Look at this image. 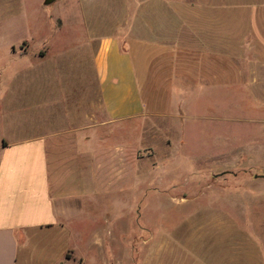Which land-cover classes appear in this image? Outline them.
I'll list each match as a JSON object with an SVG mask.
<instances>
[{
	"label": "rangeland",
	"instance_id": "obj_1",
	"mask_svg": "<svg viewBox=\"0 0 264 264\" xmlns=\"http://www.w3.org/2000/svg\"><path fill=\"white\" fill-rule=\"evenodd\" d=\"M262 1L195 0L199 14L193 19L113 18L119 8L110 7H96L95 18H82L83 0H0V69L10 66L0 87V112L7 105L2 102L5 83L24 68L16 113L0 122V136L7 139L26 137L46 124L34 112L36 98L45 95L43 69L66 83L89 66L94 96L93 50L82 52L88 34H118L123 22L122 33L136 31L138 23L143 30L139 35L144 37L126 41L146 113L89 129L107 131L90 143L92 169L98 171L101 162L106 172L90 183L89 190L99 196L90 195L83 222L74 226L77 258L70 264H264V81L250 80L242 44L255 18L264 44ZM245 5L250 8L243 16ZM209 16L224 21L214 39L219 51L205 60L202 72L195 64L193 27ZM149 21L169 26V45L148 46ZM228 47L235 49L233 57ZM76 152L60 160L75 159ZM48 153L53 169L65 152L49 143ZM113 156L124 160L117 173L107 162ZM104 229L105 237L113 229V246L108 241L107 246L90 245L95 231L104 235Z\"/></svg>",
	"mask_w": 264,
	"mask_h": 264
},
{
	"label": "crops",
	"instance_id": "obj_2",
	"mask_svg": "<svg viewBox=\"0 0 264 264\" xmlns=\"http://www.w3.org/2000/svg\"><path fill=\"white\" fill-rule=\"evenodd\" d=\"M55 1L58 0H43L46 4ZM80 1L78 0L79 4ZM230 3L234 5V2ZM80 5L82 18H95L92 11L96 7H110L114 12L119 8L113 18H193L199 14L195 9L198 8L195 0L191 4L185 0H83ZM261 7H264V0ZM248 8L250 7L245 5L243 16L248 14ZM193 19L190 20L191 23L194 22ZM222 20L224 18L209 16L195 21L197 25L193 30L198 43L195 46V64L196 68L202 67V72L205 60H211L213 54L219 51L214 39L219 34V23ZM125 21L126 24L130 23L128 19ZM165 21L166 24L169 23V20ZM255 23L256 18L253 24H249L248 38L242 44L246 53L243 54L244 62L249 67L246 71L253 84L257 85V81H264V44L256 34ZM121 24L118 34H88L87 40L82 44V52L93 50V63L98 79V89L94 96L91 95L89 66L83 65L77 78L67 79L66 83L58 74H52L50 69H43L47 72L43 80L45 95L36 98L34 112L35 115L38 114L39 121L43 119L46 124L26 137L7 139L0 136V264H70L76 260L74 226L83 222L90 195L99 194L89 190L91 181H101L100 173L103 171L104 175L106 172L101 162L97 164L98 171L92 169L94 162L90 160V153H93L90 143L95 134L105 136L107 131L92 133L89 129L106 127L146 113L132 49L126 41L139 39L143 30L138 23L136 31L131 28L129 33H122L126 28L124 22ZM166 31H169V26L151 25L149 21L145 37L152 42L148 46L152 47L153 43L169 45L165 41ZM229 49L228 47L226 53L233 57L235 49ZM12 52L17 54L14 50ZM37 64L40 63L33 67L36 71ZM8 67L10 66L5 65L0 69V87L7 78ZM23 70L22 67L19 71L16 70L5 83L7 89L3 91L2 102L12 106L9 109L7 105L1 108L0 122L1 119L5 122L7 115L16 113L17 109L13 104L16 105L15 102L20 100L18 95L24 83ZM69 85H72V90L67 94L66 87ZM61 96L65 99L60 98ZM62 128L64 129L61 130ZM112 133L110 131L109 135ZM100 136L99 139H103ZM49 143L58 151L65 152L55 159L53 169L48 153ZM105 149L104 147L100 152ZM75 150V159L60 160L66 152ZM113 157L107 162L117 173V168L124 160ZM104 216H107L106 210ZM114 221L115 228L117 222ZM103 233L104 235L101 231H95L90 245L107 246L108 241V246H113L116 236L113 229L106 237L105 229Z\"/></svg>",
	"mask_w": 264,
	"mask_h": 264
}]
</instances>
